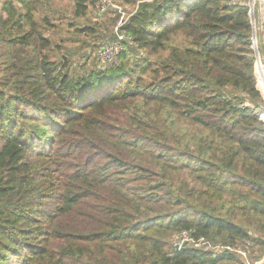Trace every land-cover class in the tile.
Instances as JSON below:
<instances>
[{
  "label": "trees",
  "instance_id": "trees-1",
  "mask_svg": "<svg viewBox=\"0 0 264 264\" xmlns=\"http://www.w3.org/2000/svg\"><path fill=\"white\" fill-rule=\"evenodd\" d=\"M98 1L71 0L67 26ZM136 1L120 28L133 46L123 43L118 65L90 69L44 53L41 27L59 17L43 0L0 2V264L264 257V100L246 0ZM111 112L129 129L113 127ZM184 172L194 187L175 184ZM183 233L233 252L177 250Z\"/></svg>",
  "mask_w": 264,
  "mask_h": 264
},
{
  "label": "rangeland",
  "instance_id": "rangeland-1",
  "mask_svg": "<svg viewBox=\"0 0 264 264\" xmlns=\"http://www.w3.org/2000/svg\"><path fill=\"white\" fill-rule=\"evenodd\" d=\"M1 1L3 0H0V2ZM113 1L117 6L124 9L125 14L127 15L132 13L139 4L138 3L139 1L135 2V0H131V2L129 1L128 3L125 0H113ZM42 5L45 6L43 10H46V7L50 6L51 12L54 14V16L59 17V19H54L51 21V25L54 26L48 28L41 27L42 37L49 40L51 43V45L47 47V49L44 51L47 57L52 61L53 60L58 61L60 56H64L66 60L71 64L72 69H78V68L90 69L93 68L92 65L94 64L103 66L102 61L104 59L103 57L105 50L102 51L101 49H103L104 46L105 48L108 46L109 41L106 39L112 38L113 28L119 22L118 16H113L109 14L97 18L95 15V11L93 9V11L88 12L86 19H83L78 22L76 27H68L66 22L68 18L65 17L71 16L70 12L73 8L71 0H43ZM35 17L38 18L39 17L38 14ZM85 26L95 29L96 33L94 34H84L82 32L78 33V31L83 30ZM57 45H59L60 47L58 50L55 49ZM100 46L102 47L101 49L99 48ZM38 48L39 47H37L36 50H38ZM1 49L2 50L4 49L3 44H1ZM26 51H31V50L26 49ZM101 55L103 56L102 60H100ZM125 112L129 113L128 111ZM123 113L121 112L110 113L112 115V120L110 121V124L113 127H118L121 129H129L128 118ZM130 126L131 129H135L137 131L142 132V130L138 129L137 126L136 127L132 126L131 123ZM183 127H186L189 135H195L196 133L199 132L197 128L190 126L188 124H185ZM126 158H128L127 159L128 162L134 161L135 163L145 164L146 166H149V164L146 161H142L141 157L139 156L135 157L133 155L130 156L126 155ZM174 180L176 182V183L174 182L175 184L184 182L185 184L189 185V186L187 185L188 187H194L193 183L190 182L189 175L186 174L185 172L179 173L174 178ZM149 181H146L147 185L152 183ZM141 185H143V183H141ZM241 215H242L241 213L238 214V216ZM181 236L180 235L174 236L172 242L173 246L175 245V243H180ZM246 250L250 251L249 246H247ZM108 259L112 263L117 262L116 255H114L113 253L111 254V252L108 254Z\"/></svg>",
  "mask_w": 264,
  "mask_h": 264
},
{
  "label": "built area",
  "instance_id": "built-area-1",
  "mask_svg": "<svg viewBox=\"0 0 264 264\" xmlns=\"http://www.w3.org/2000/svg\"><path fill=\"white\" fill-rule=\"evenodd\" d=\"M243 1L244 0H227V4L228 6H236L241 5ZM246 6L248 8L247 16L249 18L251 27V48L255 57L254 72L258 80V87L260 89L261 95L262 97H264V54L261 52L260 47V45H262V48L264 50V0H246ZM135 10L129 15H127L125 14L124 9L117 6L113 0H99L98 3L95 5L94 11L97 18L110 14L113 16H118L119 19L118 24H116L113 28V40L108 42V46L106 48L104 46L103 49H101L102 51L105 50L104 57L102 55L100 57V60L104 58L102 61L103 66L114 67L118 65L119 55L126 49L124 48L123 43H126V47L133 46L132 39L127 38L124 34H122L120 32V28L128 19V17H130L135 12ZM259 122L264 125V111L259 116ZM187 243L193 245L196 248L199 246H208L210 251L215 254L219 251L233 252L230 247L224 248L220 245L213 247L209 243L204 242L203 240L194 243L185 233L182 234L180 243H175L174 246L177 250H179L183 244ZM237 253L240 255L241 258H245L246 256L244 252L237 251ZM244 264H264V257L256 263H250L248 261H245Z\"/></svg>",
  "mask_w": 264,
  "mask_h": 264
}]
</instances>
